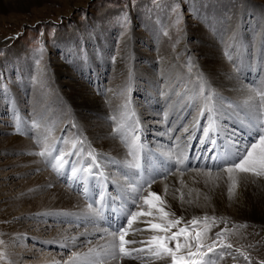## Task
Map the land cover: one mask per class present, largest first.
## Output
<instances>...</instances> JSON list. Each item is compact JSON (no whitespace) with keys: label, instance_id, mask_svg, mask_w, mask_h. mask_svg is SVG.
I'll use <instances>...</instances> for the list:
<instances>
[{"label":"bare ground","instance_id":"1","mask_svg":"<svg viewBox=\"0 0 264 264\" xmlns=\"http://www.w3.org/2000/svg\"><path fill=\"white\" fill-rule=\"evenodd\" d=\"M35 1L38 0H0V11L4 9H24ZM205 2H210V7L211 3H213L215 8L222 9L221 12L225 14V17L231 11L229 8L231 4L229 5V1L227 0H214V2L207 0ZM189 8L191 16H193L192 21H195L198 12L202 10L198 8L195 0H190ZM193 8L196 9L195 12L192 10ZM157 11H161V13L156 15L160 22L163 19L161 17H164L163 15L166 14L162 12L164 11L162 6ZM213 14L215 15V13H212L213 21H209L211 15L209 19H200L199 17L197 19L204 22L206 20L207 22L209 21L210 25L206 28L215 30V26L218 27L219 17H216V15L214 17ZM104 15L101 14L93 17L92 25L94 27L92 31L86 28L83 29L86 52L84 48L82 49L80 42L77 41L76 34L68 38H64L62 33L59 34V37L57 36V41L66 46L65 54L67 56L64 54L65 56L62 61H52L50 58L46 73L44 72L43 74L44 80H40L37 77L29 80L30 71L28 69L30 68V54L22 57L15 50L8 52L10 60L16 63L15 66H18L17 68L20 74L17 73L13 76L10 66L3 69L5 70L4 78L10 81L9 86L13 93V101L10 106L11 112L6 108V105L10 102L5 97V92L2 89L3 86H0V130L4 131L0 133V239L5 241V246L9 244L7 245V256L5 255L3 264H51L54 256L58 255L56 251L52 250L53 248L61 252L66 250L62 249L58 243L62 237H78L77 245L82 249L78 248L72 251L86 252L88 247L103 243L90 226L88 228V234L79 235L85 232V228L82 224L78 225L77 221L80 214L84 211L85 204L88 200L83 198L82 195L80 196V194L71 192L73 189L68 188V186H65L58 180L50 166H46L41 158L32 154L38 151L35 147L33 134L40 136L44 130L32 127L31 120L43 117L50 126H54L53 137H59L60 129L64 125L65 128L72 123V116L69 115L71 113L77 118H86L88 120L86 126L89 130V140H92L94 136L99 135L101 132L99 122L104 121L110 115L120 116L121 105L123 103L121 98L123 90L118 92L116 97H111L103 92L102 88L96 86L104 74L103 70H105V66L99 68L100 63L102 65L108 63L106 52L110 44L108 40L112 39L111 33L107 32V30H103L105 31L104 33L100 31L101 26L98 23H101L100 18ZM200 15L203 17L202 14ZM136 16L140 22L144 18V12L143 14L140 12L139 15L137 13ZM245 23L247 24V21ZM196 25L193 27L187 25L189 29L188 35L198 37L199 42L203 44L204 41L206 42L208 40V37L205 34L203 35V33L197 34L196 30L199 27ZM222 29L220 27L221 36L223 35ZM139 37V34L136 33L135 39L139 40ZM159 40L161 46L164 40L161 37L159 39L157 38V41ZM261 40L264 42V38H261ZM208 44L209 47L203 44V47L198 48V45L188 42V48L190 49L191 47L193 50L191 51L192 54L194 56L196 54V57L199 58V64L203 62L206 69L204 72L210 74L212 79L220 85L218 91H221L223 95L228 96L230 99H238L239 93L234 89L239 88L241 82L247 87H255L264 79V63L261 62L262 55L260 56V60L256 62L257 64L254 63L253 66H251V60L248 57L246 58L248 65L247 62H244L243 70L240 73V81L237 82L234 79L230 80L227 78L226 74L229 72L230 67L226 62V58L221 55L224 44L222 46L219 44V46L215 47L210 46V42ZM241 44L244 45L246 43L243 41ZM77 46L80 48L81 55H77ZM240 51L243 55L246 54L244 47L240 46ZM255 51L258 56L262 54L261 46ZM135 54L138 60L145 58L144 53L142 55L138 49ZM89 55L93 56L94 59L81 65V59ZM150 55H152L151 52ZM260 62L263 71L260 70ZM3 66H5V63L1 62L0 67ZM152 72L132 71V73L136 74L137 78L132 75L130 81L132 90L136 89L135 92H131V100L133 102L132 106L142 121L140 132L143 143L152 152H155L157 156L161 152L167 153L169 150L173 152L184 151V149L187 155L192 143H195L192 150L196 149L198 153L204 144L200 139L203 133L200 130V133L196 135L197 126H193L192 123L196 110L193 109L190 114L188 106L186 105L184 106V114L187 117L189 132L185 133L179 130L175 133L177 135V141H180L176 146L178 148L174 150L168 147L170 145L164 146V143L162 144L161 141H158L160 138L165 140L169 139L172 132L170 131L169 135H167V133L163 134L161 130L162 128L166 130V124H172L171 120L174 119L176 111L173 106L175 105V109H179L181 105L175 104V93L172 94V101L168 104L164 103L163 98L153 88V84H156V77L152 75ZM164 72L166 73V71ZM169 74L172 77L171 71H169ZM183 79L185 86L187 81L186 74L183 76ZM128 82L129 80L126 81V83ZM169 89L171 88L166 90L168 91ZM97 91L102 94L96 95ZM132 94L136 95V99H132ZM105 100H108L109 103L106 104ZM15 101L17 105H14ZM159 101L163 102L160 104L163 110L164 108L168 110L167 118L165 117L163 119L164 122L159 121L160 115L158 116V111L153 106L154 103ZM5 108L7 109L6 111ZM15 111L17 112L16 114H14ZM18 115H21V120L23 121L20 132H16L15 130ZM97 117H99V121ZM9 122L10 126L6 127L7 125L4 124H8ZM11 122H14V124L12 125ZM80 122L83 124L84 119H80ZM228 123L237 128L239 126V120L235 117L230 119ZM30 128H33V130ZM104 128L110 131V127L107 125H104ZM72 135H74L72 131L67 133V136ZM189 135L191 139H188ZM175 141L176 139L173 142ZM70 145L71 142L65 146V151L71 148ZM173 145L174 143L171 146ZM83 147L87 153L88 143L86 142ZM93 147L97 151H101L117 159L119 158L117 152L122 156L126 150L120 144L119 138H117L115 144L111 139H97ZM190 167H198V165L190 161ZM91 183L95 184L94 181ZM165 183L168 184L167 195H164ZM49 184L53 186L48 187ZM106 187V197L115 192V189L110 184ZM152 188L167 201V204L171 207V211L176 216L183 217L184 221L191 220L193 216L202 217L205 214L208 216L214 215L218 220L219 218H224L215 227L211 228L209 235L225 227L230 228L231 221L237 222L238 228H230L231 231H234L230 233V244L237 241L233 244H239L241 246L239 248L241 252L243 250L247 252L249 249L256 250L258 248L251 242L257 239L254 237V233L259 232L264 234V181L258 182L257 184L250 182L247 184L242 183L234 191L233 197L229 198L226 185L215 188L211 186L206 187L203 183V178L197 177L195 173L185 171L183 175H180L174 171V175L169 176L166 181L158 180ZM95 191V187L90 188L89 196H94L93 192ZM181 196H183V203L181 202ZM205 196L209 197V199L205 200ZM189 200H191V203L188 202ZM45 213L54 214L49 216V218H47L48 215L42 217ZM60 213L63 214L61 215ZM36 215L38 217L41 216L43 220L39 218L36 222ZM106 215H111V212L107 210ZM223 222L225 225H223ZM135 226L141 229H145L146 227L143 223H138ZM181 226H183V223ZM250 231H252V234L249 233ZM246 233L249 235L248 238L243 237V234ZM149 235L150 233L145 231L142 235L130 234L128 238L141 241L146 240ZM232 237L235 239L233 242ZM27 238L35 242H33L34 244H29L28 248H26L24 242ZM89 240L91 241L90 244L88 243ZM40 244H44L42 246V248H45L44 252L41 251L42 248H39ZM133 246L141 247L142 245L139 243L130 245V247ZM48 247L50 251L46 250ZM71 248L69 247L68 249ZM213 259L216 260L213 261ZM231 262L232 258L224 254L212 256L209 264H232ZM122 264H158V262L145 257L143 262L139 258H127L122 261Z\"/></svg>","mask_w":264,"mask_h":264},{"label":"snow or ice","instance_id":"2","mask_svg":"<svg viewBox=\"0 0 264 264\" xmlns=\"http://www.w3.org/2000/svg\"><path fill=\"white\" fill-rule=\"evenodd\" d=\"M179 8L180 3L172 7L177 23L183 20V11H178ZM192 10L196 11L195 8ZM128 21L129 14L124 11L120 19L124 28L121 35L127 32ZM221 40L224 44L221 55L231 66L226 74L227 78L239 82L244 57L240 51L238 36L231 31L221 36ZM40 51L43 52V47ZM77 55H81L79 46ZM42 59L41 56L40 60L36 61L37 64ZM93 59L94 57L89 55L82 58L80 64ZM198 59H189L187 81L180 92L177 93L175 88L166 91L168 84L159 89V95L165 104L172 101L173 93L176 94L175 104L181 105L179 109L173 106L177 114L184 111L185 105L188 106L190 114L193 109L196 110L193 126L203 125L201 142L210 145L207 152L200 153L196 158L198 167H190V159L182 150H169L157 156L143 143L140 132L142 121L132 106L131 75L122 91L120 116L110 115L99 122L101 132L92 140H89V130L86 126L88 120L77 118L71 113L69 115L72 116V123L62 129L59 137H53L55 128L43 117L31 120L32 127L44 130L40 136L33 134L38 151L32 154L41 158L46 166H50L57 179L66 182L68 188L71 189L74 183L79 185L78 194L88 200L77 221L78 225L82 224L85 228V232L79 235L88 234L90 226L103 241L88 247L86 252L72 251L66 260L54 259L51 264H122L127 258H139L143 262L145 257L157 261L158 264H209L212 256L232 255L231 251H226L232 249V245L224 243L230 232L227 227L217 231L214 234L215 239L209 236L211 228L224 218L218 220L214 215L205 214L184 221L183 217H178L171 211L167 201L152 188L158 180L166 181L169 176L174 175V171L180 175L185 171L193 172L197 177L203 178L206 187L226 185L229 198L233 197L234 191L242 183L257 184L264 181V79L255 87H247L241 82L239 88L234 89L239 93L238 99H230L218 91L220 85L202 70ZM46 69L45 65V73ZM101 94L96 92V95ZM105 103L108 104L109 101L105 100ZM167 115L166 112V118ZM233 117L239 120L238 128L228 123ZM80 119H84L83 124ZM97 120L99 121V117ZM22 123L21 118L17 116L16 132L21 131ZM104 125L110 127V131L105 130ZM69 131L74 135H65ZM183 132L188 133L189 126H185ZM101 138L111 139L114 144L119 138L120 144L126 149L123 155L120 156L117 152V159L97 151L93 144ZM188 139H191L190 135ZM69 142L71 148L65 151ZM86 142L88 150L85 154L83 146ZM92 181L95 184H92ZM109 184L115 192L106 197L104 188ZM92 187L97 188L98 197L89 196V189ZM167 192L168 184L165 183L164 195H167ZM207 199L209 197L205 196V200ZM181 202L183 203V196ZM188 202L191 203V200ZM108 209L112 210L111 215H106ZM138 223L145 224V229L135 226ZM145 231L150 233L146 240L128 238L130 234L142 235ZM77 240V236L62 237L58 243L62 249L76 248ZM137 243L142 246L130 247ZM4 244L5 241L0 239V245ZM236 253L248 259L247 254L241 253L240 249H236ZM4 256L5 253L0 251V260L4 259ZM260 264H264V261Z\"/></svg>","mask_w":264,"mask_h":264},{"label":"rangeland","instance_id":"3","mask_svg":"<svg viewBox=\"0 0 264 264\" xmlns=\"http://www.w3.org/2000/svg\"><path fill=\"white\" fill-rule=\"evenodd\" d=\"M195 1L198 8L202 10L198 12L197 18L209 19L211 15L209 21H213L212 13H215L216 17H219L218 27L215 26V30L206 28L210 25L207 20L204 22L196 18L195 21H192L193 16H191L189 8L190 0H38L30 3V5L24 9H4L0 11V63H5V66L0 67V86L4 87H2V89L5 92V97L10 102L6 105V108L11 112L10 106L13 101V93L9 86L10 81L4 78L5 70L3 69L10 66L13 76L17 73L20 74L17 68L18 66H15L16 63L11 61L8 56L9 51L15 50L18 55L22 57L30 54V68L28 69V71H30L29 80H33L36 77L40 80H44V66L49 64L50 58L52 61H62L66 55V46L57 41V36L59 37V34L62 33L64 38H68L76 34L77 41L82 45V49H85L86 42L84 40L83 29L86 28L92 31L94 27L92 25L93 17L101 14L105 15L100 18L101 23H98L101 26L100 31L107 30V32L111 33L112 39L108 40L110 43L106 52L108 63L106 65L100 63V67L97 65L99 68L105 66V70L102 69L104 74L96 86L102 88L103 92L111 97H116L117 93L124 89L127 84L126 81L129 80V74L131 77L133 75L137 78L136 74L132 73V71H153L152 75L156 77V84H153V88L158 95L159 89L165 84H168L169 88H175L177 93L180 92L183 87H185L183 76L185 74L187 76L188 61L190 58L196 57V54L194 56L191 52L193 51L192 48H188V42L198 45V48L203 47V44L209 47V42L211 44L210 46L213 47L219 46V44L222 46L223 41L221 40L220 27L223 28L222 36L229 34L231 31L237 34L240 46L244 47L246 52V54L243 55L244 62H247L246 58L248 57L249 59L250 57L251 66H253L254 63L257 64L256 62L260 60L262 54H259V56L256 55L255 50L261 46L262 52V43H264L261 40V38H264V0H227L229 1V5L231 4L229 7L231 11L226 17L225 14L221 12L222 9H218V7L215 8L213 3H211L210 7V2H205L207 0ZM209 1L214 2V0ZM176 3H180V8L177 10L183 11V20L179 23H177L176 16L172 12V7H174ZM161 6L162 9L164 8L162 12H165L166 15L161 17L159 14L160 17L163 18L161 19L162 21L159 22V18H157L156 15L161 13V11L156 12V10ZM124 11L129 14L128 30L124 35H121V33L124 32V28L120 23V19ZM140 12H142V14L144 12V18L139 22L136 14L138 13L139 15ZM199 13L202 14L203 17ZM215 15L213 14L214 17ZM245 21H247V24ZM187 25L192 27L194 25L198 26L199 29L196 30L197 34H205L208 40H206V42L204 41L202 44V42H199L198 37L189 36ZM104 32L105 31H103V33ZM136 33L140 36L139 40L135 39ZM159 37L164 40L161 46L160 40L157 41ZM243 41H245L246 44H241ZM41 47H43V52L40 51ZM137 49L141 51L142 55L144 53V59H137L135 54ZM150 52L153 56L150 55ZM41 56L43 59L37 64L36 61L40 60ZM113 57H115L114 60ZM261 62L264 63V56H261ZM261 62L260 70L263 71ZM201 64L198 62L202 70L206 71L203 62ZM229 67L231 68L230 65ZM164 71H166V73ZM169 71L172 72V77H170ZM177 85L179 86L177 87ZM135 91L136 89L132 90V92ZM134 98L136 99V95L132 94V99ZM161 103L163 102L159 101L154 103L153 106L156 107L158 116L160 115L159 121L164 122L163 119L166 117L165 113L167 112L168 114V110L167 108L163 110L160 105ZM14 105H17L16 101ZM6 108L5 111L7 110ZM16 113L15 111L14 114ZM184 113L185 108L184 111L179 114L175 111L174 119L171 120L172 124H166V130L162 128L161 131L163 134L167 133V135H169L170 131L172 132L169 139H158L162 144H165L164 146L170 145L168 147L172 148L173 146L171 145L174 139H176V146L180 142L177 141V135L175 133L179 130L183 131V128L187 126V117ZM18 116L22 119L21 115ZM11 124L13 125L14 122H11ZM4 125H7L6 127L10 126V122ZM64 126L62 129H64ZM30 129L33 130V128ZM62 129H60L61 132ZM1 132L4 131L0 130V133ZM61 132L58 136H61ZM67 133L65 134L67 135ZM46 216L47 215L44 214L42 217ZM49 216L52 215H48L47 218H49ZM35 217L36 222L39 218L43 220L41 216L38 217L36 215ZM223 225H225L224 222ZM230 225L231 229L239 227L237 226V222L231 221ZM230 228L228 229L230 230ZM232 232L234 231L230 230L227 235L225 239L226 244H230V233ZM249 233L252 234V231ZM214 234H210L209 236L215 239ZM243 235L245 238L249 236L247 233ZM253 235L257 239L251 243H254V246H257L259 249H249L247 252H245V250L241 252L240 249L241 253L247 254V260L244 258V255L236 253V249H239L241 246H239V244H233L237 241L233 242L235 239L232 237V249L226 250L232 253V255H229L230 258H232V264H260L261 261H264V234L256 232ZM29 239L30 238H27L24 241L26 248L29 247V244L34 242ZM7 245H0V251H3L6 256ZM42 246H44V244H40L39 248L41 249ZM78 248L81 247L77 246L76 248L66 249L62 252L53 248L52 250L58 253L57 256H54V259L57 258V260L60 261L66 260V257L69 256L72 250ZM44 250L45 248L43 247L41 251L44 252ZM46 250L50 251L49 247ZM211 255L212 254H210V256ZM214 260L216 259H213V261ZM0 264H3V259L0 260Z\"/></svg>","mask_w":264,"mask_h":264}]
</instances>
